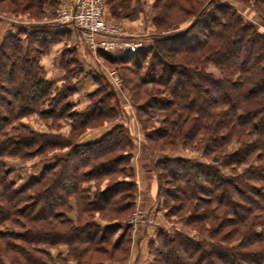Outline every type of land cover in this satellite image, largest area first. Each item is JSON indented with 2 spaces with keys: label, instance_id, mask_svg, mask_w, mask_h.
I'll use <instances>...</instances> for the list:
<instances>
[{
  "label": "trees",
  "instance_id": "16d2710c",
  "mask_svg": "<svg viewBox=\"0 0 264 264\" xmlns=\"http://www.w3.org/2000/svg\"><path fill=\"white\" fill-rule=\"evenodd\" d=\"M126 1L109 0L112 14H119L116 10L122 11ZM182 1L156 0L160 13L153 19L159 30H168L176 24L171 11L193 16L183 31L152 37L134 53H98L108 63L131 70L143 85L161 87L169 96L155 101L157 111L171 112L166 129L147 133L153 146H142L158 157L151 168L158 204L166 216L188 214L184 223L199 239L156 230L148 244L149 264H264V0L250 4L259 23L245 20L234 6L220 0H199L197 10H186ZM17 2L23 11L35 7L27 0ZM40 32L26 34L25 41L10 35L0 42V94L10 97L0 102V264H117L93 260L107 253L109 258L122 256L131 237L124 230L112 240L116 222L106 223L102 232L92 219L102 213L120 216L130 207L137 189L133 172L128 173L131 134L115 124L97 140L71 137L60 143L23 125L21 120L34 113L50 120L71 119L80 131L118 118L112 108L116 93L100 84L84 111H73L71 80L79 76V69L67 71L60 86L44 79L38 58L53 39ZM210 64L217 76L207 70ZM21 90H27L26 97ZM164 137L171 139L166 145L159 141ZM175 137L184 138L185 148L199 144L208 163L158 154L155 149L171 146ZM61 146L69 148L63 159L16 187L7 161L46 158ZM223 168L230 176L223 175ZM103 179L112 183L99 191L98 183L90 182ZM163 184L171 188L162 190ZM90 189L96 193L93 200ZM71 197L78 203L76 223L66 212ZM86 215L88 221L83 222ZM59 244L67 252L52 258L47 248Z\"/></svg>",
  "mask_w": 264,
  "mask_h": 264
},
{
  "label": "rangeland",
  "instance_id": "374dc122",
  "mask_svg": "<svg viewBox=\"0 0 264 264\" xmlns=\"http://www.w3.org/2000/svg\"><path fill=\"white\" fill-rule=\"evenodd\" d=\"M3 1L4 2L2 3L0 2V23H1L0 32L1 33L3 31L2 26H4L5 23H8V24L14 23L13 25L19 28V25L21 22H27L28 23L27 26H21L22 29H19V30L21 31L26 30V34L39 30L41 31L39 35H41L42 37H44V34H47V31H48L47 29L49 28V25H46L49 23H46V22H51V24L55 25V22L61 19L63 15L65 14L66 8L70 7L74 2V0H71V2L70 0H49L48 3L45 2L43 5H41V3H39L36 0L35 1L27 0V3H31L35 7L31 8L30 10L23 11V9H21L20 7L21 3H18L17 0H3ZM105 1H106L105 19L109 23L118 24L120 28H122V30L124 31L123 29L124 26L121 23V21L124 18L129 17V15L131 14L130 22H133L134 24V30L130 29L131 33L139 34L140 36H146V38L149 39L147 41H150L152 37H155L157 35L163 36V35H167L171 33H179L183 31V29L187 27L195 19L193 16H190V15L187 16L186 13L184 12L171 11L173 13L170 16V19L173 20V23H176V24L172 25V27L168 30L167 29L159 30L153 19L157 15V13L158 14L160 13V9L155 7L156 0H128L126 2H123V5L125 6V8L122 11H120L119 9L116 10L117 12L118 11L120 12L117 15L112 14L111 12L112 4H109V0L108 2L107 0ZM201 1L186 0L184 2L183 0L181 3L186 10L192 9V8H195V10H197V8H199L201 4ZM220 1L222 3H227L229 5L234 6L241 13V15L243 16L245 20L249 22L259 23L250 6V4L254 0H220ZM196 2H200V3H196ZM205 3L206 2H204L203 4ZM49 6L53 7L55 10L48 11L47 7ZM195 10L191 12H195ZM10 19L12 20V22H9L11 21ZM183 19L185 20L181 22V20ZM13 21H17V22L15 23ZM179 21L181 23L177 24ZM56 23H59V22H56ZM180 29L182 30L180 31ZM26 34L20 32L19 34H14V36H18L23 41H25V39H27V37L25 36ZM4 36L5 35L2 34V37ZM202 37L203 35L200 36V39ZM49 39H53V43L49 44L48 49L52 44H55L54 36H49ZM2 40L3 38L0 39V42ZM145 44L147 43L145 42ZM99 52L101 51H96V54H98ZM41 56L42 55H40V57ZM40 57L38 58V63H39ZM97 61L99 62V64L102 66L103 69L108 70L109 73L111 72V75H110L111 79L109 81L111 83V86L108 83L102 84L101 82H99L100 86L106 88L107 91L112 90L114 93H116L115 94L116 99L113 100L112 105L115 107V110L117 111L118 116L120 114L121 117L124 116L127 121L131 122L130 125L122 124L123 127L126 130H128L129 133H132V130H133L134 133L137 135L138 134L137 132H139V135L137 136L138 138L136 137V135H134L133 137L134 143H133V150H132L131 155L133 158L137 156L136 157L137 165L139 166L141 173H144L145 177L147 178L146 180H148V182L144 183L145 188L140 189V197H137L138 190L136 189L134 197H132L131 199L130 207L128 209H123L124 214L122 213L120 216H114V215L105 214V213H102L103 216H100L98 214L93 215L92 220H94L96 224L100 225L102 232H104V230L107 228L106 223L116 222L115 226H117L118 229L115 231L116 234L114 233L115 235L112 236L111 238L112 240H113V237L116 238L118 235L121 236L124 230H125L124 232L125 236L131 237V241L130 243H128L129 248H127V251L125 252L122 251V256L115 255L112 258H109V253H107V254L95 255V258L93 260L94 262H98V263L105 262V263L119 264L124 260L127 262L130 259L131 248L134 242L132 227H135L137 225H143L145 227L148 226L151 228H155L154 230L155 232L157 230V232L159 231L163 234H168V235H173L174 230L192 235L194 237L196 236L197 238H198V234L196 232L189 230L188 227L185 225L184 222L188 214L180 213L178 215L176 214V216H173V215L166 216L165 209L162 207V205L158 204L157 202V197H156L157 186L156 185H155V195H154L155 198H153V194L151 193V184L153 185L155 182L154 173L151 171V168L153 167V164L155 163L158 157H155L154 153L147 150L142 145L153 146L154 142L149 141L145 138V135L147 133H154V132L156 133L160 131L159 129L161 130L166 129L167 121L171 117L170 116L171 112L169 110L168 111H163V110L157 111L156 110L157 104H155V101L168 100L169 96L165 93H162L163 88L161 87H156L152 84L143 85V83L139 80V76H136L135 74L131 73L130 72L131 70L128 71V68H125V67L123 68V67H120L119 65L110 64L99 55H98ZM39 66L41 67L40 64ZM147 67H148V64L144 66L145 69ZM207 70L210 73H213L217 76V71L212 64L208 66ZM43 74H44V71H43ZM79 76H77L76 79H79ZM76 79L71 80L73 84L77 82V81L75 82ZM148 93L151 94L150 97L146 96V94ZM0 95H1L0 102H4L5 100L10 99V97L6 95L5 92L1 93ZM21 95H23V97H26L27 90H21ZM69 100L71 102V98ZM117 121H118V118L97 121V123H94L93 125L89 126L86 130L80 131L78 129H75L74 127L75 123L73 122V120L64 118V117H62L61 119L50 120V119L41 118L39 117L37 113H34V114H31L29 117H26L21 120L23 125L28 126L30 129L34 130L36 133H40L43 135H49L51 137L50 140H52L53 142L56 141L60 143H64L68 141L71 137L77 141V140H81L87 135H95L96 133H99L103 131L104 129H107L111 126H112L111 128H113V126L117 124L116 123ZM136 129H138V131ZM168 140H171V139L164 137L159 141H161L160 143H165L166 145V143H168L167 142ZM173 140L174 142H172L173 144L171 146H164V149L160 150L156 148L155 150L158 152V154L165 155L166 157H174V156L180 157L181 156L186 159H191L192 161L198 160L203 163H208L207 162L208 160L206 158L205 159L207 161L201 157L202 147H200L199 144L198 145L193 144L192 147L185 148L183 145L184 143L183 137H179V138L175 137V139L173 138ZM138 142L140 143V146L138 145ZM235 149H237V147L234 146L233 150ZM68 150L69 148L61 146L59 150L47 153L46 158H43L44 156H35L29 160H22V161L21 160H12V161L9 160L6 162V164H7V167H9L12 170L10 178L15 182L16 187L19 188L20 186L25 185L31 177H38L41 171L43 170V168L49 165H52L55 162V160L61 159V158L63 159L65 157L64 155L66 154ZM170 152H173V153L170 154ZM55 154H58V155L55 156ZM221 171L225 177L230 176V173H229L230 170L223 168L221 169ZM131 172H133V170H129L128 173L130 174ZM238 172L241 173L242 168L239 169ZM70 178H72V176ZM90 182L92 185H95L96 183H98L97 185L98 191L103 190L105 186H108L112 183V181H108L104 179L102 181L92 180ZM162 187H164L162 190L171 188L170 185L167 186L165 184H163ZM183 187L184 186H182V188ZM58 190H59L58 194H62V190L61 189H58ZM94 195H96L94 189H90L89 198L91 200H93V198L95 197ZM170 203L171 205H174L172 202ZM77 204L78 203L75 197H71L70 209L66 211L68 212L67 216L70 219H72L74 223H76L78 219V211H77L78 205ZM136 212L144 213V217L148 219H153L155 221V224H148V223H141V222H137L136 225H134L133 223L130 224L129 221L131 220V218L133 219L135 217L134 214ZM196 214H198V211ZM84 221H88L87 215L83 217V222ZM107 247L109 248V246ZM47 250L49 251L50 256L52 258H55L59 252L66 253L67 247L63 244H59L54 248L52 247L47 248ZM42 259L47 260V258L45 257H42ZM136 261L138 263V258L136 259ZM149 262H150V259L148 255V263ZM57 263L58 262L56 261V264ZM139 264H146V261L144 260V258L140 260Z\"/></svg>",
  "mask_w": 264,
  "mask_h": 264
},
{
  "label": "crops",
  "instance_id": "0c3cea01",
  "mask_svg": "<svg viewBox=\"0 0 264 264\" xmlns=\"http://www.w3.org/2000/svg\"><path fill=\"white\" fill-rule=\"evenodd\" d=\"M71 2V0H70ZM48 11H54L55 9L51 6L47 7ZM131 14L129 17L124 18L121 23L123 24V29L126 38L128 39H135L139 40L143 43H149L150 41L146 36H140L139 34L131 33V30H134V24L133 22H130L131 20ZM11 20V19H10ZM9 22H12L9 21ZM17 22V21H13ZM128 24H127V23ZM49 24V28L46 30L49 36L55 37V44H52L48 51L42 55L39 59V64L41 65L43 71H44V79L56 83L58 86L61 85L63 78L67 71H73L79 69V79L75 80L74 88L75 92L73 96L71 97V104L73 106V111H76L78 113H81L84 111V109L90 104V95L94 93V91L98 88L99 83H96L95 81H99L102 84L108 83L111 86L110 81V73L108 70L103 69L102 66L99 64L98 60V54L91 50L89 46L86 44L84 45L81 42L80 36L78 34V31L75 30L72 26L69 25H61L59 23L55 22L54 24H51V22H46ZM1 24V23H0ZM14 24V23H13ZM11 23H5L4 26H2V33L0 35L1 38H5L8 35H14L19 34L22 29L21 26H27V22H21L19 25V28L16 27ZM131 29V30H130ZM2 34L5 36L2 37ZM140 38V39H138ZM113 56H120L127 54L126 52L117 51L114 53H110ZM120 105V104H119ZM116 106V104H115ZM112 108L115 109V107L112 105ZM117 124H131L130 121H127L124 116L121 117L119 114ZM112 127V126H111ZM104 129L103 131L96 133L95 135H87L86 137L82 138L81 142H90L97 140L104 134H106L110 128ZM138 131V129H136ZM136 135L134 131L132 130V133H130L132 136V140L134 143V135L136 137L139 135V132ZM138 138V137H137ZM138 145L140 146V143L138 142ZM137 157V156H136ZM136 157L132 158L131 161V169L133 170V177L134 182L137 185L138 194L137 197H140V189L145 188L144 183L148 182L146 180L144 173H141L139 166L136 162ZM151 193L153 194V198H155V182L152 185L151 184ZM138 227V228H137ZM133 228V245L131 248V254L130 259L125 264H139L140 260L144 258L146 261V264L148 263V244L151 241V239L154 236L155 228L151 227H145L143 225H137ZM137 228V229H135ZM145 230V232H144ZM140 253V254H139ZM138 258V263L136 259ZM151 260V259H150Z\"/></svg>",
  "mask_w": 264,
  "mask_h": 264
},
{
  "label": "built area",
  "instance_id": "2783aa9c",
  "mask_svg": "<svg viewBox=\"0 0 264 264\" xmlns=\"http://www.w3.org/2000/svg\"><path fill=\"white\" fill-rule=\"evenodd\" d=\"M105 4V0H74L73 4L66 8L63 17L56 22L77 29L81 41L94 52L134 53L143 48L145 45L143 42L126 38L118 24H111L105 19ZM134 216L129 221L130 224L136 225L137 222L155 224L153 219L144 217V213L136 212Z\"/></svg>",
  "mask_w": 264,
  "mask_h": 264
}]
</instances>
